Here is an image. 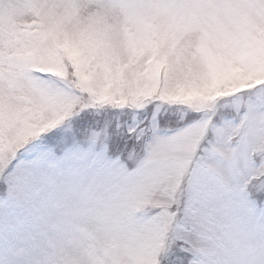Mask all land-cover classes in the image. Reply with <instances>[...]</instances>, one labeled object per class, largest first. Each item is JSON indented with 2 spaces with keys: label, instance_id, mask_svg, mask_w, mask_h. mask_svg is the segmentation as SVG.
I'll return each mask as SVG.
<instances>
[{
  "label": "snow or ice",
  "instance_id": "obj_1",
  "mask_svg": "<svg viewBox=\"0 0 264 264\" xmlns=\"http://www.w3.org/2000/svg\"><path fill=\"white\" fill-rule=\"evenodd\" d=\"M0 264H264V0H0Z\"/></svg>",
  "mask_w": 264,
  "mask_h": 264
}]
</instances>
